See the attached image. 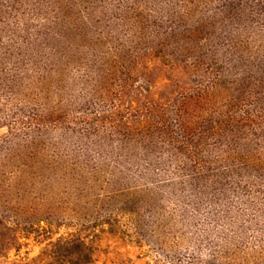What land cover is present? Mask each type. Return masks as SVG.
Returning a JSON list of instances; mask_svg holds the SVG:
<instances>
[{
	"label": "rangeland",
	"instance_id": "rangeland-1",
	"mask_svg": "<svg viewBox=\"0 0 264 264\" xmlns=\"http://www.w3.org/2000/svg\"><path fill=\"white\" fill-rule=\"evenodd\" d=\"M0 264H264V0H0Z\"/></svg>",
	"mask_w": 264,
	"mask_h": 264
}]
</instances>
